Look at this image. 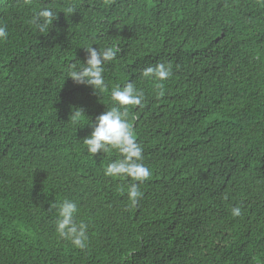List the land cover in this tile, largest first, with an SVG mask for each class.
Instances as JSON below:
<instances>
[{"label":"trees","instance_id":"16d2710c","mask_svg":"<svg viewBox=\"0 0 264 264\" xmlns=\"http://www.w3.org/2000/svg\"><path fill=\"white\" fill-rule=\"evenodd\" d=\"M44 7L58 13L42 34L29 20ZM0 24V264H264V2L0 0ZM85 44L120 49L99 95L66 77ZM160 62L163 95L139 71ZM130 80L152 172L135 205L130 178L104 175L119 153L86 152L92 128L70 118L94 121ZM64 198L88 225L83 250L55 230Z\"/></svg>","mask_w":264,"mask_h":264},{"label":"clouds","instance_id":"9594fccd","mask_svg":"<svg viewBox=\"0 0 264 264\" xmlns=\"http://www.w3.org/2000/svg\"><path fill=\"white\" fill-rule=\"evenodd\" d=\"M23 3L28 5L31 0H23ZM74 11L72 6L67 8V13L70 15ZM57 13L53 8L44 7L32 15L29 23L37 32L47 33L53 21L57 19ZM8 36L7 27L0 24V42L6 41ZM92 45L85 44L82 47L87 54L86 59L83 63L80 60L72 63L66 77L71 78L77 85L90 86L93 93L99 95L108 91L103 76L104 66L116 58L120 49L118 46H107L101 50ZM139 71L143 78L153 80L157 95L164 94L163 82L172 75L170 63L160 62L148 65ZM110 99L114 106L96 116L94 121H90L82 108H73L70 115L71 123L80 125L86 120L83 126L87 124L92 128L91 133L83 139L86 152L92 156L98 152L108 153L110 150H116L119 153L118 159L112 160L105 166L104 175L112 178H130L133 182L127 187V197L131 204L135 205L143 195L140 190L141 184L149 180L152 175L151 169L143 163L144 150L136 140V134L129 119L131 107L143 106L144 92L130 80L123 87L119 85L113 87ZM54 207L57 208L55 230L59 237L70 241L76 248L85 249L88 242V225L76 219L79 211L77 202L64 198ZM231 212L234 217L241 215L239 207H233Z\"/></svg>","mask_w":264,"mask_h":264},{"label":"bare ground","instance_id":"6f19581e","mask_svg":"<svg viewBox=\"0 0 264 264\" xmlns=\"http://www.w3.org/2000/svg\"><path fill=\"white\" fill-rule=\"evenodd\" d=\"M216 143V142H215Z\"/></svg>","mask_w":264,"mask_h":264}]
</instances>
